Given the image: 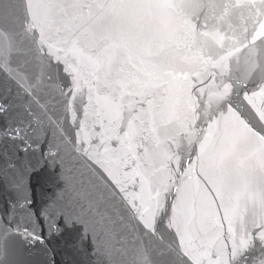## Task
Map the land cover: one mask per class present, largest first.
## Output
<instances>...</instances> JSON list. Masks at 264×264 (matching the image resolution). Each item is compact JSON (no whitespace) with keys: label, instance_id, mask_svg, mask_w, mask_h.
Segmentation results:
<instances>
[{"label":"snow or ice","instance_id":"6c2138e0","mask_svg":"<svg viewBox=\"0 0 264 264\" xmlns=\"http://www.w3.org/2000/svg\"><path fill=\"white\" fill-rule=\"evenodd\" d=\"M0 6V64L16 69L0 75L27 100L22 111L0 103L5 148L27 153L37 144L36 89L45 77L58 79L57 103L75 125L74 146L124 193L141 226L133 264H264V0H20L19 11L0 0ZM29 65L39 72L29 76ZM58 155L48 153L54 174ZM26 175L16 170L14 197L0 212V257L26 236L42 244L37 264H55L49 241L77 247L88 237L62 215L47 225V239L29 234L16 220L17 211L37 215ZM173 188L169 241L157 217L168 212Z\"/></svg>","mask_w":264,"mask_h":264},{"label":"water","instance_id":"95a60500","mask_svg":"<svg viewBox=\"0 0 264 264\" xmlns=\"http://www.w3.org/2000/svg\"><path fill=\"white\" fill-rule=\"evenodd\" d=\"M11 2L19 11L20 0ZM8 3L9 0H4V6ZM16 28L19 29V21ZM20 63L22 65V62ZM0 69L8 75L16 70L15 64L12 68H5L0 64ZM24 71L32 76L33 73H38L39 69L29 65L24 66ZM59 83L58 79L52 83L45 77L36 89L41 99L38 104H33V109L42 123L36 137L37 144L27 153H17L10 145L5 148L0 143V212L5 207V201L14 197V173L17 169H24L34 201L32 212L37 215L17 211L16 220L22 226H27L29 234L35 232L47 239V225L51 224L55 217L62 215L76 219L78 225L83 226L81 231L88 237L77 247H71L63 240L59 243L49 241V246L55 251V264H133V249L140 238L141 226L133 217L131 205L124 201V193L107 179L98 165L84 155L82 149L74 146L75 125L70 119H65L63 104L57 103L61 99ZM27 87L25 83L24 88ZM251 88L250 84L249 89ZM234 99L239 101L238 97ZM5 101L11 104L13 109L21 111L27 106L24 92L18 91L16 86L9 82L7 75H0V103ZM45 105L48 106L47 111ZM50 150L59 152L56 159L60 167L55 174L51 169V160L48 159ZM190 154L191 158L195 159L194 151ZM188 158L189 154L186 153L185 162ZM45 160L48 162L45 163ZM57 175L59 179H56ZM132 192L133 188L129 186L128 193ZM174 198L173 188L166 197L168 212L157 217V227L169 241L172 236L168 230L167 215ZM41 210L49 213L50 218L41 219ZM73 236L78 239L80 233L74 232ZM27 241L26 236L14 238L11 254L7 258L0 257L2 264H37L41 258L42 244L39 241L29 244ZM256 254L260 255L259 248L256 249Z\"/></svg>","mask_w":264,"mask_h":264}]
</instances>
